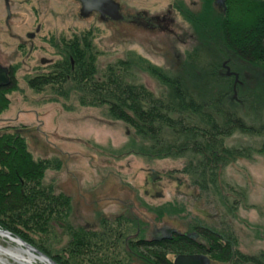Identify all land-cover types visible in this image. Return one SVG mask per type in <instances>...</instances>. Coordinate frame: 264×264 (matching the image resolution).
I'll return each mask as SVG.
<instances>
[{
	"label": "rangeland",
	"instance_id": "374dc122",
	"mask_svg": "<svg viewBox=\"0 0 264 264\" xmlns=\"http://www.w3.org/2000/svg\"><path fill=\"white\" fill-rule=\"evenodd\" d=\"M176 1L159 0V6L166 10ZM225 1L226 7L217 0H186L180 9L178 25H168L174 33L164 30L151 35L138 30L130 40L124 33V22L105 21L98 15L84 18L76 1L63 0V36L71 43V39L80 40L73 47H65L63 41L62 77L54 85L33 89L27 80L35 73L19 71L18 88L8 92L9 108L0 114V128L18 124L6 119L27 112L21 121L32 128L39 125L48 135L33 129L24 139L34 159L51 158L42 187L49 192L53 185L56 195L66 193L71 198L62 195L63 205L55 212L56 226L52 225L54 215H51L46 225L24 227L13 223L15 228H12L3 224L2 218L9 220L0 212L1 229L23 239L57 264H155L150 249L133 247L129 253L122 246L109 245L99 249L94 246V259L86 256L81 260V248L71 243V230L86 221L79 219L77 211L81 200L78 193L82 192L88 194L89 201L96 197L112 198L104 202L105 212L116 215L126 209L123 204L131 199L129 204L135 203L140 216V236L150 237L153 223L178 231L198 223L219 233L217 242L221 246L230 244L235 250L230 261L213 258V264H255L246 261L245 256H257L264 251V133L251 136L237 133L227 138L229 145H246L253 154L219 169L221 174L216 184L210 177L205 183L199 157L192 153L181 156L141 153L140 148L149 143L148 139L135 127L116 119L109 105L102 104L93 90L95 81L108 80L112 69L119 67L118 62L125 61L132 67L133 79L145 84L156 96L161 94L166 82L163 73L190 74V57L203 43L194 17L209 18L211 8L228 15L234 0ZM194 2L197 6L193 7ZM238 13L234 12V16L239 17ZM72 48L83 51L73 55L74 66L70 57ZM221 61L219 74L231 77L238 88L255 85L264 78L263 70L252 69L241 59L231 58L229 53ZM190 78L197 81L193 74ZM137 229V221L131 220L126 234H134ZM0 243L6 247L16 244L2 236ZM140 253L150 259H141ZM176 254L167 253V256L174 260Z\"/></svg>",
	"mask_w": 264,
	"mask_h": 264
},
{
	"label": "trees",
	"instance_id": "16d2710c",
	"mask_svg": "<svg viewBox=\"0 0 264 264\" xmlns=\"http://www.w3.org/2000/svg\"><path fill=\"white\" fill-rule=\"evenodd\" d=\"M232 2L228 15L211 8L209 18L194 17L203 43L190 57V74L163 73L166 82L158 96L133 79L132 67L125 61L118 62L119 67L112 69L108 80L95 81L93 89L116 119L135 127L148 139L149 143L141 146V153H192L199 157L205 183L210 177L216 184L219 169L253 154L251 147L229 145L227 138L237 133H264V78L255 85L238 88L231 77L218 72L222 56L228 53L252 69L264 71V0ZM236 11L239 17L234 16ZM192 74L197 81L190 78ZM47 165L33 158L23 139H0V212L9 220L2 218L3 224L12 228L13 223L24 227L46 225L48 217L63 205L62 195L54 199L41 185ZM177 246H165L164 254L176 251ZM234 252L230 244L221 246L217 238L213 240L211 254L218 261H230ZM245 258L264 264V251Z\"/></svg>",
	"mask_w": 264,
	"mask_h": 264
},
{
	"label": "flooded vegetation",
	"instance_id": "af4514ba",
	"mask_svg": "<svg viewBox=\"0 0 264 264\" xmlns=\"http://www.w3.org/2000/svg\"><path fill=\"white\" fill-rule=\"evenodd\" d=\"M74 1L79 4L80 15L84 18L98 15L105 21L124 22V33L131 40L135 38L138 30L148 31L151 35H158L159 31L164 30L174 33V29L168 25H178L180 9L185 6L186 0L172 2L166 10L159 6V0H143V4L142 1L136 2L135 0ZM195 5L197 6L196 2L191 6ZM71 40L72 43L67 42L65 35L63 36V0H0V70L3 67L7 68L10 78L8 84L0 85V114L9 108L11 100L7 95L8 92L18 88L17 73L19 71L35 73L27 80L28 85L33 89H42L57 83L56 79L61 78L63 74V41L65 47L66 45L73 47L74 42L80 39ZM65 50L70 52L68 48ZM81 52L83 51L79 49H71L72 66L75 63L73 55ZM26 113L21 111L14 118L6 119L10 123L15 121L18 124H8L0 128V139L5 138L9 141L16 137L24 140L26 134H30L33 129L44 132L39 125L32 128L21 121V117ZM37 121L38 124L43 125L40 119ZM45 134L48 136L47 133ZM51 144L56 146L53 142ZM28 151L33 155L30 149ZM35 160H42L48 164L51 162V158ZM54 190L52 185L49 194L55 199L57 195ZM63 194L65 199L71 198L70 195ZM78 194L81 199L77 204L78 216L80 220L86 221L71 230V243L74 242L81 248L79 252L81 260H84L86 256L91 260L94 259L95 255L92 251L94 246L99 249L104 246L108 247V245L110 247L122 246L129 253L132 252L133 247L150 249L151 260L155 264H174L175 258L172 260L167 253L164 254L165 246L172 245H178L177 250L173 251L177 253L176 256L205 254L213 260L211 246L213 240L220 234L209 227L192 223L185 231H178L153 223L149 231L150 237L140 236L142 234V226L138 218L140 216L135 203L134 205L129 204L131 199L129 202H124L126 209L116 215L105 212L107 208L104 202L112 201V198L96 197L89 201L87 193L79 192ZM54 217L52 225L56 226L57 221ZM89 218L92 221H89ZM131 220L137 221L138 229L134 234H126V227ZM65 225L69 227L68 224L65 223ZM91 253L93 255L90 257ZM139 255L141 259H150L147 255L144 256L141 253Z\"/></svg>",
	"mask_w": 264,
	"mask_h": 264
},
{
	"label": "bare ground",
	"instance_id": "6f19581e",
	"mask_svg": "<svg viewBox=\"0 0 264 264\" xmlns=\"http://www.w3.org/2000/svg\"><path fill=\"white\" fill-rule=\"evenodd\" d=\"M0 236L6 237L16 243L9 247L0 243V262L2 264H13L11 260L19 264H57L50 257L37 251L30 244L23 242L18 237L13 236L1 228Z\"/></svg>",
	"mask_w": 264,
	"mask_h": 264
},
{
	"label": "water",
	"instance_id": "95a60500",
	"mask_svg": "<svg viewBox=\"0 0 264 264\" xmlns=\"http://www.w3.org/2000/svg\"><path fill=\"white\" fill-rule=\"evenodd\" d=\"M225 2H226L225 0H217V3L220 4L222 7H226ZM9 80H10V78L8 76L7 68H4V67L1 68V70H0V85L1 84H4V85L8 84ZM6 232L12 234L9 231H6ZM19 239H21V238H19ZM21 240L23 242H25L23 239H21ZM33 248H35V247H33ZM36 250L39 251L38 249H36ZM174 264H213V260L205 254H179L176 256V258L174 260Z\"/></svg>",
	"mask_w": 264,
	"mask_h": 264
}]
</instances>
